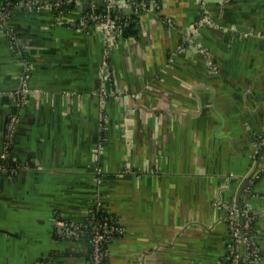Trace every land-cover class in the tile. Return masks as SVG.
<instances>
[{"label":"crops","instance_id":"crops-1","mask_svg":"<svg viewBox=\"0 0 264 264\" xmlns=\"http://www.w3.org/2000/svg\"><path fill=\"white\" fill-rule=\"evenodd\" d=\"M35 1L0 0V264H90L57 220L99 200L106 264H229L233 205L264 264V0H159L111 40Z\"/></svg>","mask_w":264,"mask_h":264},{"label":"built area","instance_id":"built-area-1","mask_svg":"<svg viewBox=\"0 0 264 264\" xmlns=\"http://www.w3.org/2000/svg\"><path fill=\"white\" fill-rule=\"evenodd\" d=\"M8 1V0H7ZM105 8L97 6L95 0H44L35 1L34 5L38 9H46L53 12L58 23L73 27H82L85 24L95 25L103 29L107 40H111L116 34H120V28L128 25L133 14H141L156 6L159 0H105ZM118 10V14L114 12ZM3 15V13L1 14ZM29 74H23V85ZM109 77V75H107ZM24 89L17 91V105L22 106L25 102ZM19 118L18 113L11 116L10 129L5 140L4 151L0 156V170L9 169L14 126ZM255 155L264 157V135H262L255 145ZM261 169H259V172ZM229 214L232 217V255L229 264H253L259 258L253 232L251 228L252 217L240 213L237 207L230 206ZM61 225L64 237L73 239H87L90 243V264H106L109 256L108 244L111 238L121 232L112 216L105 212L101 201H97L85 220L74 223L67 220H57ZM245 251H242L241 248ZM49 264V263H48Z\"/></svg>","mask_w":264,"mask_h":264},{"label":"trees","instance_id":"trees-1","mask_svg":"<svg viewBox=\"0 0 264 264\" xmlns=\"http://www.w3.org/2000/svg\"><path fill=\"white\" fill-rule=\"evenodd\" d=\"M114 13L118 14L119 12H118V10H116ZM139 17H140L139 13L133 14V17L130 20L129 24L122 26L120 28L119 32L125 37L134 36L138 31ZM107 260H108V258L105 261H107Z\"/></svg>","mask_w":264,"mask_h":264}]
</instances>
